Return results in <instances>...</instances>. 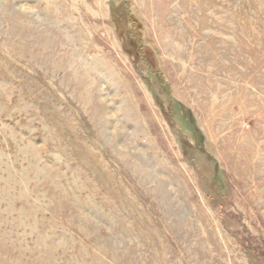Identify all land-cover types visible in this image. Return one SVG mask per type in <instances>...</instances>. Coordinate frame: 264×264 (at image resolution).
<instances>
[{"label":"rangeland","instance_id":"374dc122","mask_svg":"<svg viewBox=\"0 0 264 264\" xmlns=\"http://www.w3.org/2000/svg\"><path fill=\"white\" fill-rule=\"evenodd\" d=\"M0 264H264V0H0Z\"/></svg>","mask_w":264,"mask_h":264},{"label":"trees","instance_id":"16d2710c","mask_svg":"<svg viewBox=\"0 0 264 264\" xmlns=\"http://www.w3.org/2000/svg\"><path fill=\"white\" fill-rule=\"evenodd\" d=\"M176 104H178V103H176ZM177 107H179V106H177ZM189 128H191L192 130H194V132H196L197 131V127L196 126H189Z\"/></svg>","mask_w":264,"mask_h":264}]
</instances>
